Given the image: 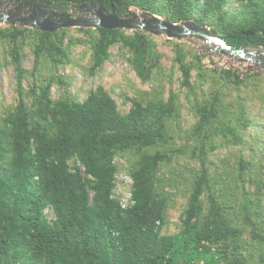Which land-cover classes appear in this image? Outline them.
<instances>
[{
    "label": "trees",
    "instance_id": "obj_1",
    "mask_svg": "<svg viewBox=\"0 0 264 264\" xmlns=\"http://www.w3.org/2000/svg\"><path fill=\"white\" fill-rule=\"evenodd\" d=\"M47 1L72 10L97 0ZM116 1L118 15L138 8L173 22L192 19L230 45L264 47V0ZM102 3L111 9L110 0ZM74 29L82 35L76 37L68 28L50 32L0 26L17 94L15 106L0 121V264H264V191L255 185L254 191L241 190L239 197L225 185V174L211 170L216 149L246 145L248 128L255 124L241 90L251 85L259 89L262 72L207 68L204 54L191 56L183 42L167 39L196 117L182 131L173 124L180 116V96L172 88L166 96L155 92L131 98L125 113L102 85L83 100L52 98L51 84L64 82L41 70L70 62L74 44L89 47L91 74L118 44L129 53L141 81L164 75V53L153 35L120 28ZM26 48L34 57L31 70L21 64ZM194 69L198 77L211 75L220 84L207 97L195 93ZM26 78L31 85L25 86ZM225 88L237 95L227 98ZM121 153L131 156V204L125 206L114 197L115 157ZM176 154L198 165L179 231L164 234L172 196L159 172ZM235 160L244 185L252 163L243 154ZM47 208L53 211L51 220Z\"/></svg>",
    "mask_w": 264,
    "mask_h": 264
},
{
    "label": "rangeland",
    "instance_id": "obj_2",
    "mask_svg": "<svg viewBox=\"0 0 264 264\" xmlns=\"http://www.w3.org/2000/svg\"><path fill=\"white\" fill-rule=\"evenodd\" d=\"M132 10L139 11L138 8H132ZM0 26L5 27L8 24L1 23ZM69 29H71L70 34L76 37L82 35L74 28ZM153 37L160 51L164 53V75L161 79L147 82L141 81L130 66L128 61L129 53L121 49L118 44L110 48V56L101 69L95 74H91L89 72L90 49L86 44L79 43L71 46L70 62L60 65L56 69L48 70L44 68L41 70L45 77L49 78L52 75H58L64 82V84H61L59 81H55L51 84V97L57 99L66 95L76 100H83L90 90L96 88L98 85H102L115 99L119 111L125 113L131 106V98H147V96L155 92H161L166 96L168 90L172 88L180 96V116L173 124L180 126L182 131L189 129L196 121V117L191 108V102L187 98L188 93L180 85V74L177 66L173 63V45L167 40L170 38L164 35H154ZM176 41L183 42L191 56L196 51L204 54L203 62L207 68L218 65L220 67L237 69L242 74L245 72L253 73L261 71L264 75V69L257 67L251 61L239 60L219 53L213 46H211L212 50L205 49V45L198 39ZM33 62V54L30 48H26L21 64L25 69L31 70ZM260 80L258 82L260 85L259 89L253 90L255 87L251 85L249 88L241 90V100H243V103L248 108L255 124L248 128L249 135L247 136L246 145L243 147H220L211 154L213 162L212 173L214 175L225 174L227 177L225 185H229L230 191L237 193L239 197L241 190L248 189L254 191L255 185L260 186L261 191H264V98L260 96L264 93V78ZM192 82L195 93L199 98L207 97L213 86L220 85L216 84L211 75H207L205 79L198 77L196 69L192 70ZM24 83L25 86L31 85V78H26ZM15 86L16 78L13 64L9 61L5 47L0 44V121L16 104L17 94ZM224 90L227 91V98L237 95L231 89L230 91L227 88ZM190 97L194 98L193 95ZM241 154L252 163L250 170L247 172L250 181L245 180L244 185L242 180L244 176L238 178L235 168V159ZM115 163L117 165V175L114 197L122 205H129L131 204V178L128 172L131 163L130 154H118L115 157ZM197 165L186 155L176 154L173 156L172 161L162 166L159 172L162 185L165 186V189L172 196V200L168 206L167 222L162 229V233L164 234H175L179 231L180 217L189 195V181L192 170L196 169ZM81 169L83 171V167ZM230 191L227 190V193ZM45 213L48 220L54 218L51 208H47Z\"/></svg>",
    "mask_w": 264,
    "mask_h": 264
},
{
    "label": "water",
    "instance_id": "obj_3",
    "mask_svg": "<svg viewBox=\"0 0 264 264\" xmlns=\"http://www.w3.org/2000/svg\"><path fill=\"white\" fill-rule=\"evenodd\" d=\"M107 9L102 0L84 2V10L73 14L70 10L60 9L54 1L47 0H0V24L24 26L40 31H56L76 27L120 28L126 31L142 30L151 35H164L170 39H198L205 49L219 52L239 60L251 61L264 69V47L242 48L227 43L225 39L210 30L208 26L190 19L173 22L148 11L128 9L123 15L115 13L116 0H110ZM252 33V32H251ZM210 47V49H209Z\"/></svg>",
    "mask_w": 264,
    "mask_h": 264
},
{
    "label": "flooded vegetation",
    "instance_id": "obj_4",
    "mask_svg": "<svg viewBox=\"0 0 264 264\" xmlns=\"http://www.w3.org/2000/svg\"><path fill=\"white\" fill-rule=\"evenodd\" d=\"M82 4V3H81ZM81 4H79V5H77V6H75L72 10H70V11H72V13L73 14H78V13H80V11H82V10H84L85 9V7H81ZM110 10V9H109ZM123 15V14H122Z\"/></svg>",
    "mask_w": 264,
    "mask_h": 264
}]
</instances>
